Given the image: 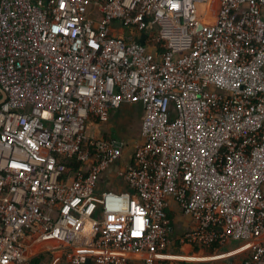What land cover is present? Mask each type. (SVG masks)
Returning a JSON list of instances; mask_svg holds the SVG:
<instances>
[{
	"label": "built area",
	"instance_id": "obj_1",
	"mask_svg": "<svg viewBox=\"0 0 264 264\" xmlns=\"http://www.w3.org/2000/svg\"><path fill=\"white\" fill-rule=\"evenodd\" d=\"M216 1L0 0V264H173L170 201L181 244L248 245L208 264H264V0ZM136 103L98 191L124 141L89 125Z\"/></svg>",
	"mask_w": 264,
	"mask_h": 264
},
{
	"label": "crops",
	"instance_id": "obj_2",
	"mask_svg": "<svg viewBox=\"0 0 264 264\" xmlns=\"http://www.w3.org/2000/svg\"><path fill=\"white\" fill-rule=\"evenodd\" d=\"M123 106V105H122ZM121 106V107H122ZM125 107H130L129 112L133 114V110H139L142 116V105L140 103L136 104H125ZM111 116V115H110ZM140 116V117H141ZM141 121V119H140ZM106 122H95L92 121L89 125L90 130L89 133L95 136H104V131H109L110 126L106 124ZM139 132V130H138ZM118 140V138H116ZM131 153V152H130ZM128 156L121 157L117 162H115L110 167L106 168L99 174L98 178V191L104 188L115 189L114 180L116 176V170L119 167H123L124 163L128 159ZM171 216V233H170V246L167 251L168 261L173 264H208L213 261L212 256L218 253H223V257L220 259L221 261H225L227 259L235 258L236 260L240 259V255L244 253L243 247L240 248V242H236L237 244H229L227 246L219 247L216 250H204L200 247L193 246L190 244H181L179 242V237L191 226V220L187 216H185L179 206L174 202L170 201L169 210ZM245 245V244H244ZM80 253L83 255H92L93 253H97L96 250L89 248H81ZM245 254V253H244ZM243 254V255H244ZM129 255L132 259L136 261L143 262L144 254H126Z\"/></svg>",
	"mask_w": 264,
	"mask_h": 264
},
{
	"label": "rangeland",
	"instance_id": "obj_3",
	"mask_svg": "<svg viewBox=\"0 0 264 264\" xmlns=\"http://www.w3.org/2000/svg\"><path fill=\"white\" fill-rule=\"evenodd\" d=\"M214 9L217 7V1L213 2ZM130 107H125V104L119 108H113L110 113V117L107 123L110 126V130L104 131V135H109L110 137L118 138V140H123L124 145L117 147V152L120 157L128 156L132 151L134 145L138 144L139 140V127L141 113L139 110H133V114L129 112ZM88 131H92L88 129ZM230 244V243H229ZM228 244V245H229ZM231 244H237L236 242H231ZM245 244V245H244ZM243 247L246 250L248 245L240 241V248ZM223 253H218L212 256L213 260H220ZM182 264V263H180Z\"/></svg>",
	"mask_w": 264,
	"mask_h": 264
},
{
	"label": "trees",
	"instance_id": "obj_4",
	"mask_svg": "<svg viewBox=\"0 0 264 264\" xmlns=\"http://www.w3.org/2000/svg\"><path fill=\"white\" fill-rule=\"evenodd\" d=\"M104 137H110L109 135H104ZM67 163H69V166H71V167H74L75 168V166L77 165L75 162H70V161H67ZM168 215H169V218H170V220H171V216H170V214H169V212H168ZM33 261L35 262V263H46V264H48L49 263V261L43 256V255H40V256H38V257H34L33 258Z\"/></svg>",
	"mask_w": 264,
	"mask_h": 264
},
{
	"label": "water",
	"instance_id": "obj_5",
	"mask_svg": "<svg viewBox=\"0 0 264 264\" xmlns=\"http://www.w3.org/2000/svg\"><path fill=\"white\" fill-rule=\"evenodd\" d=\"M1 98H0V103L3 102L5 96L4 93L0 90Z\"/></svg>",
	"mask_w": 264,
	"mask_h": 264
}]
</instances>
